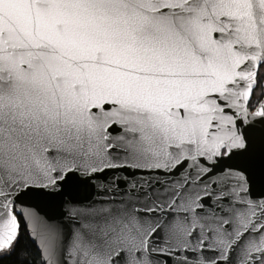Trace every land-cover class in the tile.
I'll return each mask as SVG.
<instances>
[{
	"label": "snow or ice",
	"instance_id": "obj_1",
	"mask_svg": "<svg viewBox=\"0 0 264 264\" xmlns=\"http://www.w3.org/2000/svg\"><path fill=\"white\" fill-rule=\"evenodd\" d=\"M21 221L39 264H264V0H0V264Z\"/></svg>",
	"mask_w": 264,
	"mask_h": 264
},
{
	"label": "water",
	"instance_id": "obj_2",
	"mask_svg": "<svg viewBox=\"0 0 264 264\" xmlns=\"http://www.w3.org/2000/svg\"><path fill=\"white\" fill-rule=\"evenodd\" d=\"M93 194H96V193H93ZM84 195H87V193H85ZM99 195H104V193H99ZM33 209L39 215V217H41L43 220L59 219L62 214V209L60 208L58 204L42 203L39 206L33 205ZM29 223L31 222L29 221ZM22 224L25 228L27 237L29 238V234H28V230H27L25 222L22 221ZM33 227H34V231L38 233L39 232L38 225H34ZM29 240L35 246L39 254V248L37 247V244L32 239L29 238ZM39 260H40V256H39Z\"/></svg>",
	"mask_w": 264,
	"mask_h": 264
},
{
	"label": "trees",
	"instance_id": "obj_3",
	"mask_svg": "<svg viewBox=\"0 0 264 264\" xmlns=\"http://www.w3.org/2000/svg\"><path fill=\"white\" fill-rule=\"evenodd\" d=\"M20 242L18 245V252H23L26 255L29 264H39V254L35 248V246L30 242L27 234L25 232V228L22 225V221L20 222ZM3 264H13L11 260H5Z\"/></svg>",
	"mask_w": 264,
	"mask_h": 264
}]
</instances>
